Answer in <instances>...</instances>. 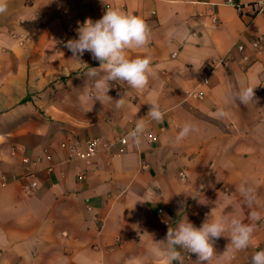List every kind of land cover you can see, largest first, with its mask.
Listing matches in <instances>:
<instances>
[{
	"label": "crops",
	"instance_id": "0c3cea01",
	"mask_svg": "<svg viewBox=\"0 0 264 264\" xmlns=\"http://www.w3.org/2000/svg\"><path fill=\"white\" fill-rule=\"evenodd\" d=\"M258 1L235 0L241 15L227 0H7L0 38L41 37L35 40L39 50L23 56L18 75L24 88L40 90L72 73L74 82L62 84L91 95L79 100L72 118L49 114L52 120L41 126L27 122L3 133L0 264H165L155 251L166 247L169 227L187 218L199 228L209 215L248 224L256 211L261 220L250 246L233 256L230 238L222 236L210 262L251 264L264 250V50L252 47L254 38H264V13L247 14ZM106 7L146 21L149 45L127 55L150 56L154 75L143 90L110 82L113 101L100 102L93 98L99 76L89 75H104L99 62L89 52L72 58L64 45L78 39L86 19L102 18ZM246 86L256 87V104L236 100ZM191 91L202 97H188ZM121 96L126 103L118 109L114 101ZM149 102L165 113L162 122L147 116ZM140 118L141 142H117ZM185 123L195 131L177 142ZM91 138H99L97 153L79 158L71 146L83 149ZM32 180L38 187L29 191ZM241 186L254 190L251 207ZM178 251L183 264H198L195 254Z\"/></svg>",
	"mask_w": 264,
	"mask_h": 264
},
{
	"label": "clouds",
	"instance_id": "9594fccd",
	"mask_svg": "<svg viewBox=\"0 0 264 264\" xmlns=\"http://www.w3.org/2000/svg\"><path fill=\"white\" fill-rule=\"evenodd\" d=\"M260 3L264 4V0H260ZM106 9L102 18L96 21L91 18L86 19L76 30L78 39H70L64 45L72 53V58L79 59L85 52H89L92 58L99 62V68L102 69L104 75L95 71L89 75L99 76L94 82L96 95L93 98L100 102L104 97L113 101L107 94L112 86L110 82L116 84L124 82L132 89L143 90L148 86L150 77L154 75L150 56L130 58L127 55L129 49H142L149 45L150 28L146 21L142 17L125 12L120 8L106 7ZM7 11V0H0V15ZM255 88L242 87L235 94L236 100L245 106L256 104L258 101L255 97ZM114 102L118 109L126 103L122 96ZM148 104L150 108L147 116L157 123L162 122L165 113L159 104L156 102ZM225 114L221 110L220 115ZM144 130L143 118H140L137 120L135 128L129 133V137L139 144ZM193 131H195L193 125L185 123L179 130L175 138L176 141L179 142L187 138ZM240 191L251 207L255 200L254 190L241 186ZM249 218L253 223L245 224L242 219L236 216L211 217L209 215L199 228L185 218L175 229L168 228L163 241L166 247L157 249L155 254L162 258L165 264H174V262L183 264L181 253L178 251V249H183L190 254H195L198 257V264H204V262L210 264L216 254L213 247L214 241L224 236L230 238L229 245H231V252L234 256L236 252L246 250L250 246L256 227L255 222L261 220L260 214L256 211H252ZM226 232L229 233L228 236L224 235ZM251 264H264V250L256 251L252 255Z\"/></svg>",
	"mask_w": 264,
	"mask_h": 264
},
{
	"label": "rangeland",
	"instance_id": "374dc122",
	"mask_svg": "<svg viewBox=\"0 0 264 264\" xmlns=\"http://www.w3.org/2000/svg\"><path fill=\"white\" fill-rule=\"evenodd\" d=\"M37 38H41L39 34L0 38V143L6 138L4 132L15 131L27 122L41 126L52 120L51 115L58 113L72 118L75 105L80 104L79 100L88 99L91 95L89 91L75 90L72 85L62 84L74 82L72 73L51 81L40 90L24 88L22 78L18 75L19 69L27 52L39 50L35 43ZM37 61L41 63L43 60ZM38 77H41L40 74ZM28 96L30 100L21 103Z\"/></svg>",
	"mask_w": 264,
	"mask_h": 264
},
{
	"label": "built area",
	"instance_id": "2783aa9c",
	"mask_svg": "<svg viewBox=\"0 0 264 264\" xmlns=\"http://www.w3.org/2000/svg\"><path fill=\"white\" fill-rule=\"evenodd\" d=\"M227 3L236 7L241 15H246L244 12L243 6L241 4L236 3L235 0H227ZM249 6L252 7V10L247 12V14L250 17L253 15H256L257 13H264V4H261L260 1L256 2L255 4H250ZM213 18L215 20L217 19L215 14L213 15ZM252 47L257 51L264 50V38L261 36L254 38L252 40ZM237 49L242 52L245 50V45L244 44H238ZM227 60H228V57H224L222 59L223 62H226ZM243 60L245 61V63H249L250 62V56L248 54H243ZM208 80H209L208 77H205L203 79V83H208ZM188 97L201 98L202 94L197 92V91H191V92H188ZM135 126L136 125H134L123 136L117 138V142H119L121 144H126L128 142L129 133L135 128ZM112 144H113V142H110V143L106 144V146L110 147V146H112ZM63 145L65 146L66 143H64ZM98 145H99V138H91V139L86 140L85 146L83 149H79L78 146H76V144H73V146H71V148L75 151L76 155L79 158L86 160V159L93 157L97 153ZM45 157L48 160H51V158H52L51 154H49V153H46ZM24 161H28V159L25 158ZM80 177H82V176H80ZM27 187H28L29 191H34L38 187V181L37 180L30 181V183L28 184ZM186 254L193 255L187 251H186Z\"/></svg>",
	"mask_w": 264,
	"mask_h": 264
},
{
	"label": "trees",
	"instance_id": "16d2710c",
	"mask_svg": "<svg viewBox=\"0 0 264 264\" xmlns=\"http://www.w3.org/2000/svg\"><path fill=\"white\" fill-rule=\"evenodd\" d=\"M30 100V97L28 96L27 98H24L21 103H25L26 101Z\"/></svg>",
	"mask_w": 264,
	"mask_h": 264
}]
</instances>
